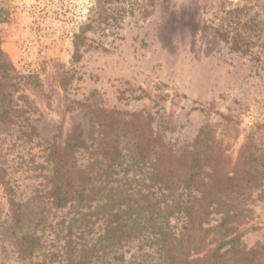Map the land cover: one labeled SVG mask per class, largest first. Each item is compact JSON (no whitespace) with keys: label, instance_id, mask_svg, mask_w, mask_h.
I'll return each mask as SVG.
<instances>
[{"label":"rangeland","instance_id":"1","mask_svg":"<svg viewBox=\"0 0 264 264\" xmlns=\"http://www.w3.org/2000/svg\"><path fill=\"white\" fill-rule=\"evenodd\" d=\"M134 2L0 0V63L5 60L21 75H38L47 96L38 102L9 86L15 81L0 71L1 91L9 94L0 105L29 109L35 127L30 143L17 140L15 130L0 133L11 188L5 193L0 184V264H163L155 246L139 247L146 244L139 238L115 248L116 254L126 253L115 260L95 215L56 210L46 197V142L64 140L74 126L89 130L99 110L123 113V119L141 114L177 152L190 147L205 126L232 162L245 145L240 168L257 175L261 188L248 201L252 215L238 229L240 243L247 249L264 246V0L261 8L255 0ZM253 17L263 23L262 31L246 34V53L232 51L229 39L243 34ZM246 156L255 160L245 163ZM138 167L132 165L127 176L140 172ZM147 172L143 167L135 176L142 192L150 185ZM125 191L128 196L131 189ZM167 223L169 232L179 227L173 217ZM24 235L37 237L39 245L31 258L21 259Z\"/></svg>","mask_w":264,"mask_h":264},{"label":"trees","instance_id":"2","mask_svg":"<svg viewBox=\"0 0 264 264\" xmlns=\"http://www.w3.org/2000/svg\"><path fill=\"white\" fill-rule=\"evenodd\" d=\"M144 1L150 6L165 2ZM260 1L255 0L257 6ZM262 24L257 17L249 19L244 25L246 31L236 32L229 39L231 50L246 53V34H259ZM220 35L227 40L228 34ZM78 49L74 43L75 54ZM0 71L3 79L15 81L9 86L20 87L38 102L46 101L38 75H21L5 60L0 63ZM7 96L0 88V102ZM26 109L0 105V133L11 134L15 130L17 140L30 143L35 127L30 124ZM122 115L99 110L91 116L89 130L74 126L64 140L53 138L46 142V197L52 208L85 209L88 212L81 213L83 218L88 213L89 217L95 215L103 230L102 240L108 241L105 248L114 249L115 260H123L126 254H116L115 248L139 238L146 243H139V247L148 246L147 242L155 246L154 253L163 264H264V246L247 249L240 243L238 232L252 215L248 201L261 188L257 175L247 167L240 168L245 145L232 162L227 147L205 126L190 147L177 152L154 133L141 114H125L127 119L120 118ZM124 139L130 143L128 147L121 146ZM1 157L0 153V184L5 193H11ZM244 159L245 163L255 160L250 156ZM132 165H141L137 168L140 172L129 178ZM143 167L148 169L150 184L145 186V192L138 188L135 177ZM122 179L130 183H123ZM133 183L135 187H131ZM126 186L131 189L128 196ZM157 194L159 197L155 198ZM9 202L15 205L14 200ZM172 217L179 227L169 232L167 222ZM19 242L21 259L31 258L39 245L38 238L32 235L21 236Z\"/></svg>","mask_w":264,"mask_h":264}]
</instances>
